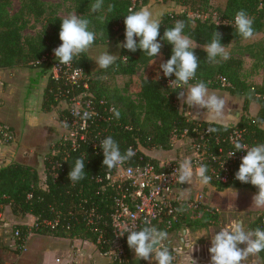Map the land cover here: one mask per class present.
<instances>
[{"label":"trees","instance_id":"obj_1","mask_svg":"<svg viewBox=\"0 0 264 264\" xmlns=\"http://www.w3.org/2000/svg\"><path fill=\"white\" fill-rule=\"evenodd\" d=\"M19 8L10 14L11 0H0V69H13L20 67L41 69V73L48 75V80L42 90L41 110L50 112L61 104L65 108L60 112L58 122L64 129L69 126V109L72 97L83 92V100H89L93 107V115L88 120L89 127L83 141L77 142L75 148L69 143L60 145L59 138L51 146L44 160L45 188L41 185L38 172L30 166L11 162L0 168V214L4 206H9L13 215H30L34 217V225L16 226V253L24 243L29 233L51 238L80 239L97 244L96 236L90 231L85 221L78 216H72L76 206L86 200L84 207L94 204L101 214L111 212V194L108 191H99V185L94 178L103 175L107 169L103 166V150H92L91 143H99L102 139L112 136L120 146L123 153L131 146L136 155L127 162L134 164L138 156L148 157L143 150L171 148V139H177L186 132L185 139H194L196 131L217 127L216 133H208L204 138L208 151L204 156L203 164L208 167V175L212 176L208 186L222 191L227 187L243 188L256 194L257 189L250 183H241L238 180H229L226 184L220 183L213 172L218 170V164L208 155H216L222 148L220 160H225L228 152L234 151L230 136L238 132L241 143L253 146L264 143V130L260 121H264V83L260 85L249 84L242 78L244 62L235 51H248L250 44L244 43L232 24L237 11L243 9L253 19L254 36L264 34V0H226L223 9L213 10L216 19L206 17L211 8L212 0H160L166 6L173 4L183 8L181 12H166L160 15L161 22L157 40L162 44L161 55L166 62L172 54V45L161 39L167 28L174 27L177 20L184 21L186 27L184 34L188 35L193 44L200 48L193 51L198 57L199 67L196 76L189 84L198 81L206 83L208 89L224 90L230 95L243 99V108L247 110L251 103L258 106L254 116L243 114L237 124L226 127L215 123L197 122L189 119L178 108V89L170 84L175 76L159 77L148 75L149 67L157 57H147L140 49L130 52L120 47L114 65L108 69H94L91 64V50L93 47L120 45L125 40L124 19L128 9L134 11L148 5L149 0H104L103 9L91 13L90 8L95 0H60L50 4L42 0H19ZM65 4L70 5L69 10L78 16L90 20L89 28L96 33L92 47L71 63L75 68L84 71L87 78V90L71 87L61 79H55L50 74L53 62H58L53 49L59 47V31L63 18L59 11ZM109 5L113 8L108 11ZM191 15H194L192 17ZM217 22H219L217 24ZM38 26V29H37ZM37 29V30H36ZM34 31L33 35L24 34L25 31ZM221 33V44L229 49V59L226 61L217 58V63L206 61V52L203 50L211 42L212 34ZM252 37V38H253ZM137 39L138 42V38ZM253 70H264V46L250 53ZM46 58L45 61H42ZM120 77L122 86L114 82ZM136 78V81L134 80ZM220 78L228 84L222 87ZM134 88V90H132ZM115 107L121 113L117 120L109 109ZM253 121H257L253 123ZM218 139V142H216ZM52 150L56 154L52 155ZM239 151L235 155L239 154ZM67 154V156H65ZM85 159V178L72 183L68 177L76 158ZM60 164L54 172L56 177L49 174L51 165ZM240 163L232 164V176L238 171ZM198 215L199 217H195ZM57 217L54 227L44 226V221H53ZM217 221L214 209L204 206L193 213L181 216L173 232L178 233L182 228L193 231L208 229ZM1 223V222H0ZM264 229V211L256 214L250 229ZM127 251L129 248L127 246ZM264 264V251L257 255Z\"/></svg>","mask_w":264,"mask_h":264},{"label":"clouds","instance_id":"obj_2","mask_svg":"<svg viewBox=\"0 0 264 264\" xmlns=\"http://www.w3.org/2000/svg\"><path fill=\"white\" fill-rule=\"evenodd\" d=\"M104 0H95L92 3L91 13L100 12L103 9ZM112 5H109L108 11H111ZM128 15L125 16V40L119 47L127 49L130 52H136L140 49L147 57H157L161 54L162 44L157 38L160 35L159 28L161 22L153 18L152 12L144 7L139 11L128 9ZM219 22H217L218 24ZM253 19L244 11L239 10L235 14L233 27L236 33L243 39L248 40L254 36ZM90 20L86 17L70 14L62 20L59 39L61 44L53 49L54 56L59 64L71 65L74 58L87 52L96 39V33L89 28ZM186 25L184 21L177 20L174 27L167 28L164 31L162 40L172 45V54L166 62L160 64L163 76L168 78L175 76L170 80V84L178 89H184L178 92V99L182 100L189 108L206 109L211 114L212 119H222L225 100L215 93H209L205 82L198 81L195 84H189L196 76L199 67V60L193 46V40L184 34ZM138 38V42L137 39ZM207 56L206 61L217 63V58L227 60L229 53L225 46L221 44V33L215 31L212 34L210 43H207L203 49ZM116 56L104 52L96 57L95 62L100 69H108L116 62ZM118 120L120 111L115 107L109 109ZM73 117H79L85 124L91 118L92 113L87 111L81 115L78 109L72 112ZM257 121H253L256 123ZM264 124V121H260ZM208 133L219 131L217 127H209ZM234 151L229 153L232 157L236 152L245 151L246 155L241 157V163L238 171L235 172V179L241 183H250L257 189L252 197V205L258 209H264V143H258L253 146L241 143L239 140L233 141ZM100 148L103 150V166L111 173L130 161L136 152L129 146L123 153L120 146L112 136H108L100 141ZM207 165L201 163L195 170L193 162L190 159H184L173 172V177L177 183L183 184L192 180L195 174L199 183L208 185L212 176L208 175ZM85 159L76 158L68 177L74 184L85 178ZM183 210V208L178 209ZM144 227L137 230L135 225L128 227L127 246L139 260L148 261L149 264H175L176 257L168 246L169 234L164 230L158 229L150 220L144 221ZM123 235V234H121ZM244 245V247H240ZM264 251V229L259 227L248 229L243 221L235 222L234 226L221 228L215 235H212L210 241L209 264H241L252 255H258ZM191 264H197V260L192 258Z\"/></svg>","mask_w":264,"mask_h":264},{"label":"crops","instance_id":"obj_3","mask_svg":"<svg viewBox=\"0 0 264 264\" xmlns=\"http://www.w3.org/2000/svg\"><path fill=\"white\" fill-rule=\"evenodd\" d=\"M15 12L10 10V14ZM151 12L156 19L155 11ZM33 34L34 32H31L27 35ZM47 80L48 75H43L41 69L37 68L0 69V125L9 129L13 136L10 143L0 139V168L11 162L30 166L38 172L41 185L45 181V156L51 151L53 143L63 135V128L58 122L60 114L58 107L50 112L41 110L42 90ZM186 89L187 86L183 90ZM213 92L225 100L222 119L214 120L206 109L189 108L179 99L184 115L197 122L233 127L241 115L254 116L258 111L255 103H251L245 110L241 97L230 95L224 90H213ZM262 129L264 130V124ZM181 187L182 196L189 199L193 198V194L200 189L212 188L199 183L197 178L193 185L189 181L181 184ZM212 189L213 207L206 205L215 210L216 223L208 229L193 231L182 228L178 233H168V246L170 250H174L175 264H191L192 258L197 260V264H209L207 246L210 247L212 235L221 228L231 229L237 221H243L244 226L250 229L254 216L264 211L252 205V197L255 193L247 189L235 187H227L222 191ZM0 222L1 244L6 242L4 229L10 226L30 228L34 225L35 219L30 215H13L9 206H4L0 214ZM13 245L11 242L9 245L11 251L7 252H4L0 246V264H111L100 255L97 245L80 239L51 238L29 233L19 253L12 252ZM240 247L243 248L244 245ZM128 255L130 260L136 258L130 249ZM241 264L262 263L257 255H252Z\"/></svg>","mask_w":264,"mask_h":264},{"label":"built area","instance_id":"obj_4","mask_svg":"<svg viewBox=\"0 0 264 264\" xmlns=\"http://www.w3.org/2000/svg\"><path fill=\"white\" fill-rule=\"evenodd\" d=\"M43 58L42 61H45ZM50 74L55 79H61L64 83L71 87L87 90V78L85 73L80 68H75L71 65L59 64L53 62L50 69ZM222 87H227L228 84L223 78H220ZM85 93L79 96L72 97L69 109V126L64 132L60 140V145L69 143L70 148H75L77 142L83 141L85 133L89 127L88 121L86 124L79 118L73 117L72 112L78 109L81 113L87 111L93 115V107L89 100H83ZM264 100V98H263ZM208 134L206 130L196 131V137L190 140V150L193 153L190 159L193 162V169L204 162V156L208 151L205 136ZM186 132L181 138H186ZM240 134L234 132L229 142L233 143L238 139ZM174 136L171 140H176ZM0 139L5 143H10L13 136L9 129L0 125ZM218 142V139H216ZM99 143L92 142V150L98 152ZM222 148L219 149L216 155H208L209 158L218 164V170L213 172L215 178L223 184L229 180H236L232 176V164L236 161L241 163V157L245 155L240 152L237 155L228 157L226 154L225 160H220L223 153ZM56 151L52 150V155ZM67 156V154L65 155ZM179 161L167 160L159 163L151 158L138 156L135 163L130 165L127 162L119 168L108 170L101 176L94 178L96 184L99 185V191H108L111 194V212L108 215L101 214L98 208L94 205L84 207L82 204H87L86 200H82L74 212L68 214L81 217L87 226L91 227L90 231L96 236L97 246L100 250V255L107 259L111 264H129L130 259L126 247L127 233L125 230L128 227L135 225L139 230L144 227V221L150 220L158 229L168 233L173 232L175 226L179 223L181 216L187 213H193L196 210L206 206L202 201V195L193 198H184L182 196L181 184L177 183L173 177V172L178 168ZM60 164L55 162L49 169V174L56 177L54 172ZM46 172V169L44 168ZM44 172V173H45ZM42 187L45 188V185ZM183 208V210H178ZM211 208V207H210ZM213 209V208H212ZM195 217H199L196 215ZM44 226L54 227L57 224V217L53 221H44ZM123 234V235H121ZM14 235L18 237V232ZM24 243L20 245L23 249Z\"/></svg>","mask_w":264,"mask_h":264},{"label":"rangeland","instance_id":"obj_5","mask_svg":"<svg viewBox=\"0 0 264 264\" xmlns=\"http://www.w3.org/2000/svg\"><path fill=\"white\" fill-rule=\"evenodd\" d=\"M12 1V6L10 8L11 12H15L16 10H18L19 8V0H11ZM46 3H50V4H54V3H58L60 2V0H42ZM225 1L226 0H212L211 1V8L209 10V12L206 14V17H211L212 19H216L215 17V13L213 12L214 9L216 8H220L223 9L224 5H225ZM150 9V11L154 10L155 11V16L156 19H158L160 17L161 14L166 13V12H181L183 10V8L179 7V6H175L173 4H167L166 6H164L160 0H149L148 1V5L146 6ZM70 5L65 4L64 6H62V8L59 11V16L61 18H66L68 15L70 14H75L72 11L69 10ZM192 17H194V15H191ZM38 29V26H37ZM36 29V30H37ZM31 32L34 31H26L24 33L30 34ZM244 43L250 44V48L248 51H235V55L236 56H240L243 59L244 62V66H243V71H242V78L249 84H256L259 85V83L263 84L264 83V70H253L252 68V59L250 58V53L252 51H255L256 49H259L261 47L264 46V34H259L253 38H251L248 41H245ZM194 47L196 48H200L197 45L193 44ZM204 49V48H203ZM227 52H229L230 48H225ZM120 50L119 45H113L110 44L108 46H99V47H93L91 50V64L92 67L94 69H100L96 62L95 59L96 57H98L99 55H101L104 52H109V54L115 55L117 57L118 52ZM163 62V57L162 55H158L157 58L152 62L151 66L149 67L148 70V75L152 76V77H159L163 74L162 69H160V64ZM135 77V81H136ZM117 86H122L123 80L118 77L116 78V81L114 82ZM137 83V81H136ZM134 90V88L132 89ZM209 93H214L213 90L208 89ZM180 104H182L179 99L177 102V106L179 108V110L183 113L182 108H180ZM65 108V105H60L58 107V112L60 113L63 109ZM184 114V113H183ZM62 132V131H61ZM64 134V129H63V133ZM171 148L169 150H164V149H150V150H143V153L148 156V158H151L159 163L165 162L167 160H177L179 162L183 161L184 159H191L193 156V153L190 150V140L188 139H184V138H179L176 140H171ZM36 145V144H35ZM195 177V178H194ZM196 180V176L195 174L193 175V178L191 180L192 185L195 183ZM196 186V185H195ZM198 195H202L203 199L202 201L204 202V204H207L211 207H213V189L212 188H208V189H200L199 191H197L196 193L193 194V196H198ZM255 217V216H254ZM14 226H10L6 229H4V238L6 239L5 243H1V249L4 252L7 251H11L9 249V245L11 242H13V249L16 251V245H15V241H16V236L14 235ZM8 239V240H7ZM207 248H209L207 246ZM12 251L14 253H16L15 251ZM208 250V249H207Z\"/></svg>","mask_w":264,"mask_h":264},{"label":"water","instance_id":"obj_6","mask_svg":"<svg viewBox=\"0 0 264 264\" xmlns=\"http://www.w3.org/2000/svg\"><path fill=\"white\" fill-rule=\"evenodd\" d=\"M173 252H174V250H172V254H173ZM143 262L144 263H147V261L139 260L137 258H134V259L130 260L129 264H143Z\"/></svg>","mask_w":264,"mask_h":264}]
</instances>
